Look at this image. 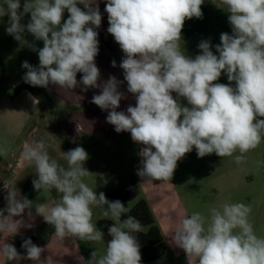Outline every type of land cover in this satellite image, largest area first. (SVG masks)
I'll return each mask as SVG.
<instances>
[{
    "label": "clouds",
    "instance_id": "1",
    "mask_svg": "<svg viewBox=\"0 0 264 264\" xmlns=\"http://www.w3.org/2000/svg\"><path fill=\"white\" fill-rule=\"evenodd\" d=\"M203 3L107 0V32L124 54L119 63L123 81L111 74L103 80L95 61L102 23L98 0H24L23 5L21 0H2L0 13L8 16L6 33L38 54V66L22 62L24 83L45 89L49 85L81 86L84 92L99 89L91 103L107 112L106 122L117 133H130L141 146L137 175L146 181H170L177 162L193 148L198 158L213 153L232 157L238 151L234 159L239 164L264 139V119H259L264 117V0H221L230 14L231 34H220L215 53L210 39H202L193 58L181 51V33L186 19L203 18ZM29 13L30 19L23 23ZM26 33L33 42L25 39ZM35 41H42L43 47L37 48ZM111 66L117 67L115 59ZM222 73L228 84L217 82ZM124 82L135 105L118 111L121 100L127 99L120 91ZM63 154L67 168L50 158L43 140L23 145L21 157L34 165L37 174L34 190L40 194L54 189L59 198L51 207L34 203L15 185L4 183L6 207L0 209V232L14 236L21 228H32L23 216L34 219V209L59 239L94 245L104 240V232L92 221L93 208H100L113 222L107 230L111 239L104 253L95 248L86 264H141L140 220L119 199L110 201L84 182L91 173L84 167L89 154L83 147ZM250 212L244 203H232L222 210L213 208L210 219L199 212L185 216L175 228L173 245L183 250L187 264H264V238L254 233ZM21 247L23 255L4 240L0 254L16 264L21 260L52 264L50 257L41 258L45 249L31 238H25Z\"/></svg>",
    "mask_w": 264,
    "mask_h": 264
},
{
    "label": "crops",
    "instance_id": "2",
    "mask_svg": "<svg viewBox=\"0 0 264 264\" xmlns=\"http://www.w3.org/2000/svg\"><path fill=\"white\" fill-rule=\"evenodd\" d=\"M23 2L24 0H21L22 5ZM98 2L102 13V23L100 28L97 29L100 43L99 54L95 61L103 80L108 79L111 74L116 76L118 80L123 81V70L119 68V63L124 54L114 41L113 36L107 32L109 27L108 17L107 13L104 12L107 0H98ZM78 6L83 8V5ZM201 9L203 18L197 19L193 17L190 20L186 19L181 33V51L193 58L199 54L197 45L202 39H210L213 45L212 50L215 53V45L220 43V34L223 32L231 34V26L228 23V15L230 14L226 12V6L221 4V0H204ZM68 15L69 13L65 10L63 19L66 20ZM7 21L8 16H3L0 13V44H3V47H0V75L12 78V84L8 86L14 91L12 95L0 98V209L6 207L4 183L15 185L22 196H26L34 203L46 202L51 207L59 198L53 190L41 192L40 194L34 190L32 180L37 178L35 167L21 157L25 143L32 144L44 139L38 133L41 131L39 128L41 123L47 125L45 140L53 141L55 136L53 128H51L53 121L60 125V133L70 142V149L81 146L89 154V159L85 162L84 167L91 174L83 179L97 194L99 192L107 194L132 181L137 183L140 190L153 187L155 181L143 180L137 175V172L130 178L124 179L123 151H105L107 141L121 143V140L131 136V134L128 132L117 133L114 130V126L106 122L107 112L91 103L92 96L99 94V89H89L84 92L81 90V86L66 89L54 85H49V88L45 89L27 86L23 82L22 76L26 70L21 66H14V68L12 66L17 64V60L14 59L16 51H21L24 45L6 33ZM22 22H27V14ZM25 39L27 40V33L25 34ZM6 44H15L17 47L6 48ZM35 44L37 48L43 47L42 41H35ZM12 49H16V51L11 52L13 51ZM18 58L21 60V57ZM33 58L38 66L37 52L33 51ZM113 59L117 62V67L115 68L111 66ZM81 76L82 74H77L78 81ZM11 78L9 79L10 81ZM225 79L227 77L222 73L220 80L217 82L224 83ZM126 89L127 83L124 82L120 87V91L125 92L127 99L121 100L118 111H126L129 104L135 105L133 95L127 93ZM29 93L31 97L28 95ZM175 95L173 93L174 97ZM33 97L38 103L34 104ZM44 101L47 104L42 105ZM60 109L65 114L58 117ZM52 116L54 118H51ZM47 151H52L49 153L51 159L62 160L64 157L63 151H58L53 144L50 145L49 149L47 148ZM141 199L148 203L156 225L161 230L166 241L167 228L164 224L165 220H167L164 212L166 208L163 207V210L161 209L159 200L145 199L143 197ZM239 200L245 199H234L231 196L227 202L228 204L241 203ZM33 215L35 218L32 220L28 219L26 213L23 216L25 222L33 225L32 228H21L19 233L14 236H9L10 233L7 231L0 232V244L5 240L16 248L20 240L33 237L34 244L45 249L42 253V259L47 260L50 257L52 264H86V260L90 259L91 252L95 250L96 243L92 245L70 237L61 240L54 234L52 226L45 223L41 216H35L34 209ZM13 219L18 220L21 217H14ZM100 219L108 218L95 215L92 221L97 225ZM166 243L168 246L167 241ZM21 254H25V250ZM0 264H16V262H8L0 254ZM19 264H33V262L21 260Z\"/></svg>",
    "mask_w": 264,
    "mask_h": 264
},
{
    "label": "rangeland",
    "instance_id": "3",
    "mask_svg": "<svg viewBox=\"0 0 264 264\" xmlns=\"http://www.w3.org/2000/svg\"><path fill=\"white\" fill-rule=\"evenodd\" d=\"M29 19L30 13L27 14V22ZM27 40L33 42L34 37L27 33ZM0 47L2 48L3 44H0ZM5 47H10L11 49L17 46L15 44H6ZM15 51L16 49L11 52ZM18 57H21V60ZM31 58H33V51L24 46L21 51H16L14 59L17 60V64L13 65L12 68L21 66L24 60H27L33 66H37L35 59L31 60ZM10 78L0 75V98L14 93L8 86L12 84V78L11 81L9 80ZM223 82L224 84L229 83L227 79ZM26 85L29 86V84ZM180 102L184 105L187 104L184 99H181ZM44 104L47 103L44 101L42 105ZM64 114L63 110L60 109L58 117ZM51 118L54 117L52 116ZM259 119H264V117ZM59 126L56 121H53L51 125L55 135L53 141L45 140L47 125L44 123L39 125L40 130L43 132L39 131L38 133L40 137L44 138L43 141H46L45 144L48 149L53 144L58 151L67 152L71 147L70 142L60 133ZM140 147V145L132 141L131 136L121 140V143L115 141L106 142L105 151H123L124 179L130 178L137 172L140 166V157L138 155ZM51 152L49 151L48 154ZM239 154L237 151L232 157L221 158L213 153L203 158H198L196 150L193 148L192 152L186 154L184 158L177 162V168L170 181H155L153 187L142 188L136 200L123 203L125 207L131 208L143 197L145 199L159 200L161 209L163 207L166 208L164 212L167 220H165L164 224L167 228L166 241L168 242V249L159 260L145 264H187L185 253L175 247L172 241L179 221L195 212H199L210 219L211 210L213 208L222 210V206L228 204L227 201L231 196L234 199H245L239 201L251 208L249 222L253 226V231L258 237L264 238V139L255 149L245 153V159L237 164L234 157ZM57 161L67 168V162L64 157L62 160L57 159ZM53 191L56 192L54 189ZM56 195L59 196L57 192ZM102 213V209L93 208V217L95 215L103 216ZM142 231H145V229L143 228ZM95 248L99 249L100 254H103L106 249L104 240L96 242Z\"/></svg>",
    "mask_w": 264,
    "mask_h": 264
},
{
    "label": "trees",
    "instance_id": "4",
    "mask_svg": "<svg viewBox=\"0 0 264 264\" xmlns=\"http://www.w3.org/2000/svg\"><path fill=\"white\" fill-rule=\"evenodd\" d=\"M106 198L110 201L119 199L122 203L136 200L140 195V188L138 187L136 182H128L115 190L105 194ZM131 209L130 215L136 217L143 225L145 231H141L137 238L140 243V251H141V264L151 263L162 258L167 249V243L164 239V236L156 225V221L152 214V211L148 205V203L144 199H139ZM126 216H122V219H125ZM113 222L110 219H100L97 222V227L104 232V242L111 239L108 235V227L111 226ZM31 240L34 243L33 237ZM23 240H20L16 249L18 252L22 253L24 250L21 245Z\"/></svg>",
    "mask_w": 264,
    "mask_h": 264
}]
</instances>
